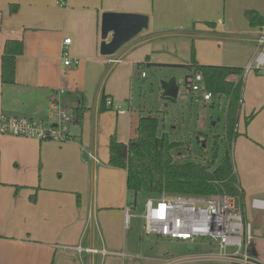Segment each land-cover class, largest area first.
Returning <instances> with one entry per match:
<instances>
[{
	"label": "crops",
	"instance_id": "crops-1",
	"mask_svg": "<svg viewBox=\"0 0 264 264\" xmlns=\"http://www.w3.org/2000/svg\"><path fill=\"white\" fill-rule=\"evenodd\" d=\"M65 2L0 0V116L45 119L50 96L60 89L64 107L86 108L82 122L71 126L75 141L0 134V264H125L127 172L108 164L109 139L117 132L118 140L127 143L135 135L144 115L133 107L135 84L148 77L142 68H183L188 73L193 46L200 64L245 70L235 171L246 201L264 198V70L246 72L261 50L262 29L251 27L245 16V10H254L264 17V0ZM105 12L144 14L149 26L105 56L100 53ZM13 38L23 40L24 52L16 57L15 82L2 83L4 46ZM66 38H71L70 57L80 59L77 66L63 63ZM104 95L122 103L116 132L114 123H103L114 110L101 111Z\"/></svg>",
	"mask_w": 264,
	"mask_h": 264
},
{
	"label": "built area",
	"instance_id": "built-area-1",
	"mask_svg": "<svg viewBox=\"0 0 264 264\" xmlns=\"http://www.w3.org/2000/svg\"><path fill=\"white\" fill-rule=\"evenodd\" d=\"M65 5V0H58ZM71 38L63 42L61 55L65 66H77L79 58H71L68 45ZM258 44L261 50L246 66V72L255 68L264 67V32H260ZM110 61H120L111 59ZM145 75V73H143ZM189 89L203 100H212L213 95L204 86L201 73L189 78ZM63 90L52 93L49 99L48 117L35 119L18 116H0V131L3 134L17 137L49 140L58 143L75 141L71 133V126L75 121L73 111L64 107L59 99ZM108 106L113 102L108 99ZM121 112L120 109H117ZM90 157H95L90 154ZM250 207L258 214L260 222L258 230L247 216L246 199L236 198L230 194L222 193L214 196L194 194L163 193L156 198L145 202L144 229L146 234H156L160 238L176 240L178 242L197 243L208 245L211 250L208 254L198 257L184 256L165 261L163 264H190L199 262L203 264H264V198L250 199ZM132 213L130 206H125V226L129 227Z\"/></svg>",
	"mask_w": 264,
	"mask_h": 264
},
{
	"label": "trees",
	"instance_id": "trees-1",
	"mask_svg": "<svg viewBox=\"0 0 264 264\" xmlns=\"http://www.w3.org/2000/svg\"><path fill=\"white\" fill-rule=\"evenodd\" d=\"M17 5H13L14 12ZM245 16L251 27L264 28V17L254 10H245ZM213 24V23H211ZM24 52L22 39H7L4 46L1 66L2 83H14L16 57ZM189 71L185 76V86L189 89V78L201 73L204 86L213 98L225 96L226 121L223 143H231L237 135L238 112L242 103L244 68L238 66L200 64L192 47V64L186 66ZM233 77H236L233 79ZM192 97H194L192 93ZM104 95L101 100V111L111 109ZM86 108L73 111L75 120L81 123ZM256 115L252 113L246 118L248 124ZM160 119L152 113L140 115L135 135L127 143L118 140L116 133L109 139V160L112 167L127 172V191L134 196L147 194L159 197L163 193L194 194L214 196L222 193L244 199V192L238 182L235 165L230 151L226 147L220 163L218 158L219 142L214 136L212 164L196 161L176 163L174 150L184 146V142L173 140L168 133H159ZM220 137V136H219ZM200 141V138H198ZM135 200V205H136Z\"/></svg>",
	"mask_w": 264,
	"mask_h": 264
},
{
	"label": "rangeland",
	"instance_id": "rangeland-1",
	"mask_svg": "<svg viewBox=\"0 0 264 264\" xmlns=\"http://www.w3.org/2000/svg\"><path fill=\"white\" fill-rule=\"evenodd\" d=\"M261 32H264V28ZM251 70V73H253L256 69L253 68ZM261 70L263 71L264 67ZM142 71H145L148 77L143 80V82L140 81V83L135 84L133 107L136 108L137 113L140 111L143 114L152 113L154 116L158 117L160 119V134L166 132L171 139L184 142V146L174 150L176 163L196 161L204 164H212L211 159L213 157L214 136H216L219 142L216 163H220L226 147H228L227 149L230 151L235 165V158L237 162V157L234 152L235 140L231 143L226 140V143H223L227 98L225 96L215 98L214 106L212 100L205 101L197 95H195L196 98L192 101V92L185 86V75L187 74V70L183 68H164L159 71L145 66L142 68ZM138 76L139 78L141 77V71ZM168 77H174L179 86L180 93L176 99L162 97L161 84L163 81H167L166 78ZM120 107L122 108V103L120 101L113 102L112 108L114 110L107 112L105 117H103L105 127H109L111 123H114L113 132H116L118 123L117 112H120L117 109ZM111 114H113L114 118H112ZM242 121L243 114H241V122ZM0 134L3 136H10L1 133V131ZM198 138H200V141H198ZM107 139L102 138V145L104 140ZM104 145L106 146L107 143L104 142ZM103 148L106 149L104 146ZM101 154L102 153H100V155ZM239 167H241L240 162ZM150 198H156V196L139 194L135 197L133 192L129 191L127 193L128 205L135 216L132 217L131 224L127 227V242L129 247L126 252L129 255L125 257V264H163L167 260L178 257H198L200 254L205 255L209 253L211 247L202 245L200 242H178L176 240L160 238L156 234H146L142 214L144 213L145 202ZM135 200L137 202L136 205ZM247 205V216L249 220L252 221L254 225L253 228L258 230L260 224L258 214L252 211L250 199H247ZM96 236L100 239L99 232L96 233ZM259 244L261 247L264 246V243ZM190 264L203 263L194 261Z\"/></svg>",
	"mask_w": 264,
	"mask_h": 264
},
{
	"label": "water",
	"instance_id": "water-1",
	"mask_svg": "<svg viewBox=\"0 0 264 264\" xmlns=\"http://www.w3.org/2000/svg\"><path fill=\"white\" fill-rule=\"evenodd\" d=\"M149 26V17L138 13L105 12L102 17L100 53L105 56L114 55L122 46L127 44ZM111 39L108 41V37ZM163 96L176 99L179 86L176 79L170 78L161 84ZM240 110L238 112V117Z\"/></svg>",
	"mask_w": 264,
	"mask_h": 264
}]
</instances>
